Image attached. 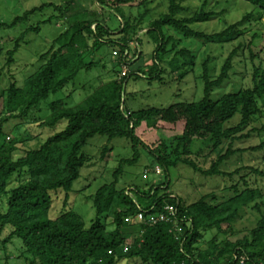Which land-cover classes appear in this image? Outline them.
<instances>
[{
    "label": "trees",
    "instance_id": "1",
    "mask_svg": "<svg viewBox=\"0 0 264 264\" xmlns=\"http://www.w3.org/2000/svg\"><path fill=\"white\" fill-rule=\"evenodd\" d=\"M95 1V9L101 15L106 10L116 13L120 18L118 29L112 30L94 11L85 10L66 17L70 4L53 3L26 11L10 24L0 23V31L16 28L34 15L47 9L54 10L53 16L30 26L17 38L4 44L0 41V58L5 57L0 66V77L6 68L15 64L16 55L30 34L39 33L43 25L54 20L63 22L64 27L48 50L40 54L38 69L24 80L23 86H18L14 75L8 78L6 85L1 82L0 199L5 198L7 206L4 209L0 200V234L11 229L9 237L2 242V249L6 251L9 243L15 238L20 239L26 264L135 261L141 264H239L243 257L247 264H264V193L252 188L241 175L243 171H249L264 179V171L254 167H241L234 172L222 170L236 156L264 152V124L244 133L264 117V59L253 52L257 35L247 45L245 41L239 43L217 76L212 75L210 64L213 59L209 57L204 61L203 98L198 102L132 111L123 97L132 79L139 81L147 76L150 83L162 84L165 66L175 68L172 73L177 75V81L183 82L196 66V56L187 48L178 50L182 40L195 39L205 44L237 42L251 32L258 20H264V0H243L252 5L253 10L242 20L213 34L193 29L194 25L219 16L206 10L208 1L199 11L192 12L181 0H166L167 10L157 18L151 15L150 0ZM133 8L138 10L137 15L126 12ZM145 30V36L155 45L152 60L150 65L132 70L131 66L143 56L142 38L138 35ZM170 31L182 38L177 39ZM133 43L137 47L132 46ZM104 46L111 48L112 56L116 58L113 78L102 80L100 86L92 89L91 94L75 106H69L63 100L54 101L48 104L49 117L43 120L36 116L51 95L75 85L81 72H91L95 68L97 53ZM241 49L250 51V85L221 93L213 100L215 91L230 81L234 59ZM185 66L191 68L184 69ZM125 67L128 71L123 75ZM236 118L239 122L232 126ZM62 122H66L62 131L50 136L38 148L28 147V142L39 137L36 131L40 133ZM159 124L181 126L182 133L164 139L158 147L150 149L138 132L143 126L158 129ZM22 128H33V135L11 139ZM254 136L260 139L259 145L235 147ZM96 137L107 138L109 142L127 140L133 156L120 160L113 181L87 197L95 210V217L89 224L74 210L69 194L80 179L82 169L95 163V159L83 151ZM140 149L154 161L153 168H149L151 173L160 167L164 181L146 184L147 190L137 186L120 188L124 167L139 161ZM111 151L108 146L103 147L101 159L104 160ZM203 163H210V166L206 168ZM179 166L189 167L208 178L232 180L238 176L239 180L230 188L233 196L219 202L215 194H208L188 204L171 191L170 169ZM53 193L56 198L65 193L62 210L55 218L51 216ZM168 206L177 209L176 215L168 216V221L148 222L152 217L168 215ZM249 208L254 209L259 218L254 228L239 236L233 225ZM140 213L145 214L146 221L139 220ZM208 232H214L209 240L206 238Z\"/></svg>",
    "mask_w": 264,
    "mask_h": 264
},
{
    "label": "rangeland",
    "instance_id": "2",
    "mask_svg": "<svg viewBox=\"0 0 264 264\" xmlns=\"http://www.w3.org/2000/svg\"><path fill=\"white\" fill-rule=\"evenodd\" d=\"M152 2L151 15L153 18H157L161 13L167 10L166 0H150ZM183 5L190 8L192 12L199 11L201 7L208 1L207 11H213L218 13V17L214 18L210 22L199 23L193 26V29L197 32H204L207 34H213L221 32L229 24H234L242 20L248 13L253 10V6L244 2L243 0H181ZM47 3H53L56 5L70 4V11L66 14V17L79 14L85 10L94 11L98 14L99 19H104L107 25L116 30L120 26V18L113 11L106 10L101 15V12L96 8L95 0H0V23L10 24L16 17L23 16L26 11H30L34 8L40 7ZM127 13L132 12L133 15L138 14L136 8L131 11L126 9ZM54 15L53 9H47L43 13L32 16L28 21L19 24L16 28H7L0 31V41L4 44L11 39H15L26 31L30 26L36 25L51 16ZM63 22L54 20L51 24H45L37 34H30L24 43H22L17 55L16 62L11 68H6L0 77L1 82L6 85L8 78L11 75L16 76L18 86H23L24 80L33 74L39 67V56L41 53L48 50L53 40L64 31ZM145 31L140 32L138 37L142 38V59L137 61L131 66L132 70L144 68L150 65L152 60V54L155 49V45L149 40V37L145 36ZM177 39L182 38L173 31L169 32ZM118 32L115 35L118 36ZM257 38L254 42V53L264 59V20L255 23L251 32L246 34L244 38L234 43L223 44H205L195 39H183L179 49L187 48L193 52L196 56V66L194 68L185 66L184 69H193L187 78L183 82L177 81V75L173 74L175 70L172 66H165V74L163 75V83L159 82L150 83L145 76V79L135 81L130 80L123 93L124 99H127L126 103L129 109L132 111H139L150 107L155 108H168L175 103L182 102H198L203 98L204 83L201 79L203 72L202 64L209 57L212 58L210 64L212 68V75H219L225 60L229 57L232 51L238 47L239 43L247 45L254 35ZM132 45V44H131ZM132 46H136L133 43ZM137 47V46H136ZM9 46H5L7 50ZM134 53V51H132ZM173 54L170 55V59ZM4 56L0 58V66L4 64ZM116 58L112 56V49L104 46L95 58L96 66L91 72H81L78 76L75 85H70L65 90L51 95L49 99L42 104V110L40 113H35L41 119H46L50 116L51 112L48 108V104L63 100L68 103L69 106H75L85 100V98L91 94L92 89H96L100 86L101 81H109L114 76ZM89 61V60H88ZM136 61V60H135ZM182 63V62H181ZM179 63V64H181ZM258 63V61H256ZM183 68V67H182ZM181 71V70H180ZM180 71H176L179 73ZM251 74V62L250 51L247 49H241L238 56L234 59V70L231 74V79L221 89L216 90L213 95V100H217L221 93L233 92L240 86L250 85ZM246 77V78H245ZM239 122V118H236L232 126H236ZM264 124V117L253 126L244 131H248L252 127H261ZM66 127V122L59 123L54 128H46L39 132L37 140L28 142L29 148H38L40 144H43L50 136L62 131ZM33 128H22L19 134L11 136L17 139H21L22 136L33 135ZM139 136L144 144L152 149L158 147L162 140L171 139L172 137L182 133L181 126H172L159 124L158 129H149L143 126L139 130ZM10 141V138H8ZM260 144L258 137H252L241 143L236 144V148H249ZM199 145V144H198ZM108 146L112 151L108 153L104 160L101 159L102 148ZM26 147V146H25ZM87 156L93 157L95 163L91 167H85L81 171L80 179L74 184L73 191L69 194L70 201L73 203L74 210L80 214L84 220L90 224L91 220L95 217V210L93 203L87 197L94 195L97 190L104 184L113 181V173L118 168L119 162L122 159H130L133 156V149L125 139H114L111 142L104 137H96L92 139L83 151ZM141 158L134 165H127L124 167V174L120 180V188H132L137 186L142 190H147L146 184L154 185L161 181H164L163 176H157L154 172L151 173L149 168H153L154 161L144 151L140 149ZM206 168L210 166V163L204 164ZM241 167H254L264 171V152L260 153H246L243 156H236L232 158L225 166L222 167L223 171L234 172ZM146 171H149V176L145 175ZM241 175L245 176L249 181L252 188L261 190L264 193V179L250 174L249 171H243ZM239 180L236 176L232 180L224 177H203L200 174L195 173L191 168L186 166H179L177 168L170 169V181L171 191L188 204L197 202L202 196L208 194H215L219 202L224 201L233 196V192L230 190L231 186ZM241 189H244L241 186ZM65 197V193L56 194L53 193V209L51 216L57 217L58 213L62 210V202ZM3 202V208L6 209L7 202L5 198L0 199ZM264 202V198H263ZM259 214L254 209H246L242 214L241 219H237L233 225L234 231L239 236L245 234L248 230H251L256 226ZM226 229V226H223ZM11 229H6L0 234V264H26L25 258L22 256L24 252V246L20 239L15 238L11 243L7 245V250L2 249V242L9 237ZM214 232H208L206 238L209 240L213 236ZM122 264H141L138 261L135 262H123Z\"/></svg>",
    "mask_w": 264,
    "mask_h": 264
},
{
    "label": "built area",
    "instance_id": "3",
    "mask_svg": "<svg viewBox=\"0 0 264 264\" xmlns=\"http://www.w3.org/2000/svg\"><path fill=\"white\" fill-rule=\"evenodd\" d=\"M114 55H115V56H118V53H117V52H114ZM127 71H128V69L125 67V68H124L123 75H125ZM147 174H148V172L146 171L145 175H147ZM155 174H156L157 176H160V175L162 174V170H161L160 167H156V168H155ZM166 211H167L168 215H163V214H161L160 216L152 217L148 222H149L150 224H156V223L159 222V221H168V220H169V217H168V216H174V215H176V213H177V209H176L174 206H168V207L166 208ZM139 220H140V221H146V219H145V214H144V213H140V214H139ZM239 264H247V259L243 257V258L240 260Z\"/></svg>",
    "mask_w": 264,
    "mask_h": 264
}]
</instances>
